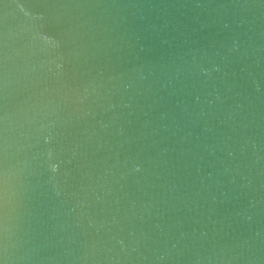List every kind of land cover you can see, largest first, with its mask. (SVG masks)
Returning a JSON list of instances; mask_svg holds the SVG:
<instances>
[{
	"label": "water",
	"instance_id": "obj_1",
	"mask_svg": "<svg viewBox=\"0 0 264 264\" xmlns=\"http://www.w3.org/2000/svg\"><path fill=\"white\" fill-rule=\"evenodd\" d=\"M0 264H264V0H0Z\"/></svg>",
	"mask_w": 264,
	"mask_h": 264
}]
</instances>
